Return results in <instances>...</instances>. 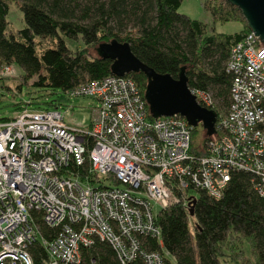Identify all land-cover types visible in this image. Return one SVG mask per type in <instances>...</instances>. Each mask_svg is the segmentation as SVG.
<instances>
[{"label": "built area", "instance_id": "2783aa9c", "mask_svg": "<svg viewBox=\"0 0 264 264\" xmlns=\"http://www.w3.org/2000/svg\"><path fill=\"white\" fill-rule=\"evenodd\" d=\"M228 67L230 108L203 154L192 150L194 126L178 114L150 117L125 75L67 91L96 100L88 127L70 126L58 109L0 120V264H35L37 242L48 255L43 264H80L96 239L110 241L123 264H166L140 241L162 244L156 206L189 208L199 189L220 198L235 171L252 173L264 195V44L252 31L232 47ZM192 91L202 106H215L210 93ZM39 220L58 229L52 239Z\"/></svg>", "mask_w": 264, "mask_h": 264}, {"label": "trees", "instance_id": "16d2710c", "mask_svg": "<svg viewBox=\"0 0 264 264\" xmlns=\"http://www.w3.org/2000/svg\"><path fill=\"white\" fill-rule=\"evenodd\" d=\"M183 0H0V66L18 65L25 80L32 78L40 88L62 89L108 75L114 60L95 56L101 44L117 40L128 43L133 53L158 73L179 78L184 74L191 90L210 93L215 106V128L231 104L234 73L228 62L232 47L251 30L242 12L225 0L207 1L205 8L214 22L245 21V29L234 33L208 31L201 20L180 13ZM23 12L25 26L9 28L11 6ZM63 37L84 43L72 51ZM138 85L146 100L149 116L154 118L146 99L148 78L143 72L124 74ZM118 75V76H124ZM218 101L220 106L217 105ZM224 109V113L220 111ZM10 118H0L6 120ZM200 135L202 142L196 143ZM213 137L202 124L194 126L192 150L205 152ZM253 175L235 171L220 198L199 189L192 210L182 201L156 212L161 228L162 244L158 239L141 237L147 252L165 255L166 264H224L226 261L246 263L245 244L254 256L253 264H264V195L256 188ZM115 185H120L118 181ZM40 227L47 239L58 229ZM190 224L193 227L191 233ZM35 264L48 259L41 242L31 247ZM80 264H123L116 248L108 240L96 239L82 248ZM145 264L142 258L136 263Z\"/></svg>", "mask_w": 264, "mask_h": 264}, {"label": "rangeland", "instance_id": "374dc122", "mask_svg": "<svg viewBox=\"0 0 264 264\" xmlns=\"http://www.w3.org/2000/svg\"><path fill=\"white\" fill-rule=\"evenodd\" d=\"M216 2L220 0H183L180 13L189 15L194 19L203 21L208 26V31L213 30L223 33H234L241 29H245V21L240 19L239 21L229 22H214L212 14L205 8V3ZM9 28L17 30L25 26L24 16L21 9L13 4L10 8L8 15ZM67 46L75 51L78 48H83L84 43L82 40L76 41L68 37H63ZM92 53L97 56L102 54L98 50H92ZM13 72L10 74L2 73L0 66V118H13L17 114L22 113L25 109L28 110H43V109H58L64 115V120L72 127H88L92 118H94L95 107L97 102L91 97H73L62 89H50L40 88L33 85V81L36 79L25 80V73L18 65H10ZM220 102L218 101L219 105ZM220 106V105H219ZM222 114L224 109L220 108ZM203 135H200L196 140V143L202 142ZM199 193L196 190L190 192V195L197 196ZM159 210V207H155V212ZM191 233H193V227L190 224ZM245 253L248 260L246 263L226 261L224 264H253L254 256L248 243L245 244Z\"/></svg>", "mask_w": 264, "mask_h": 264}, {"label": "water", "instance_id": "95a60500", "mask_svg": "<svg viewBox=\"0 0 264 264\" xmlns=\"http://www.w3.org/2000/svg\"><path fill=\"white\" fill-rule=\"evenodd\" d=\"M225 1L240 9L248 28L264 44V0ZM98 50L102 52L100 56L114 60L113 70L117 75L129 72L146 74L148 78L146 99L155 118L178 114L193 126L202 124L208 129L209 135L216 132V114L198 102L184 74L174 78L170 74L158 73L138 58L128 43L113 40L110 43L101 44ZM189 205L192 210L194 201Z\"/></svg>", "mask_w": 264, "mask_h": 264}]
</instances>
